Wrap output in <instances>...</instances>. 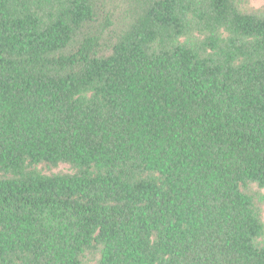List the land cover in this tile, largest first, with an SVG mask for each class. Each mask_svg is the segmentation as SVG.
Masks as SVG:
<instances>
[{
    "label": "trees",
    "instance_id": "1",
    "mask_svg": "<svg viewBox=\"0 0 264 264\" xmlns=\"http://www.w3.org/2000/svg\"><path fill=\"white\" fill-rule=\"evenodd\" d=\"M242 1L0 0V264H264Z\"/></svg>",
    "mask_w": 264,
    "mask_h": 264
},
{
    "label": "rangeland",
    "instance_id": "2",
    "mask_svg": "<svg viewBox=\"0 0 264 264\" xmlns=\"http://www.w3.org/2000/svg\"><path fill=\"white\" fill-rule=\"evenodd\" d=\"M244 11L249 13H264V0H243L240 6ZM71 168L67 164H61L57 168L53 169L50 174L59 173H70ZM253 192L262 199L264 197V191H258V189L253 188ZM264 201V199H262ZM263 219H264V205H263Z\"/></svg>",
    "mask_w": 264,
    "mask_h": 264
}]
</instances>
